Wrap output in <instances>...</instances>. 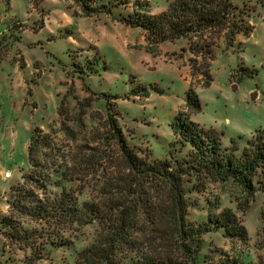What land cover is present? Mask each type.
I'll use <instances>...</instances> for the list:
<instances>
[{
    "label": "rangeland",
    "instance_id": "1",
    "mask_svg": "<svg viewBox=\"0 0 264 264\" xmlns=\"http://www.w3.org/2000/svg\"><path fill=\"white\" fill-rule=\"evenodd\" d=\"M148 1L153 13L164 6V0ZM233 1L245 11L244 18L252 26L249 35L236 34L231 45L220 35L207 39L208 45L192 37L151 47L142 29L104 13L77 15L75 7L64 0H0V264H22L29 255L28 247L20 248L5 236L9 228L2 219L14 199L11 187L21 184L23 175L35 169L27 161L33 127L49 133L59 146L65 133L60 120L65 113L75 115L84 108L86 131L100 128L98 117H106L107 107L100 92L119 95L109 102L119 112L116 119L124 136L135 149L150 152L151 158L167 155L168 142L174 139L168 123L181 112L221 132L223 145H229L231 137L237 139L239 149L255 129L264 132V7L258 0ZM128 11L118 6L113 14ZM240 66L247 67L252 77L238 81ZM207 78L211 81L205 87ZM137 83L147 86L148 97L130 94ZM188 88L200 99L199 112L192 113L185 106ZM60 104L61 115L57 113ZM66 124L81 136L76 124L68 120ZM54 152L58 154L57 149L50 153L43 147L37 154L40 164L50 165ZM7 171L9 177L4 175ZM193 183L191 179L184 184L187 221L202 223L209 213L230 207L247 231V239L238 241L212 226L201 235L195 264H208L222 253L264 264V188L241 211L236 204L246 201L245 194L233 183L206 181L198 189ZM20 220L21 229L30 234L28 239L35 238L44 247L45 256L39 261L44 264H74L76 252L92 243L99 230L95 222L80 228L72 224L65 231L66 243L57 244L55 232L50 235L55 243L47 238L52 227L28 216ZM129 262L125 259L120 264Z\"/></svg>",
    "mask_w": 264,
    "mask_h": 264
},
{
    "label": "trees",
    "instance_id": "2",
    "mask_svg": "<svg viewBox=\"0 0 264 264\" xmlns=\"http://www.w3.org/2000/svg\"><path fill=\"white\" fill-rule=\"evenodd\" d=\"M64 1L75 7L73 12L77 15L104 13L112 20L142 29L144 40L151 47L163 41L192 37L208 45L207 39L220 35L226 45H231L236 34L247 36L252 30L244 18V9L233 0H167L166 6L155 13L151 12L148 0ZM258 2L264 7V0ZM118 6L129 11L115 16L113 9ZM238 71V81L252 77L247 67L240 66ZM210 81L207 78L203 86L208 87ZM152 88L163 93L156 85ZM149 93L141 83L130 88L133 96L146 98ZM99 94L107 101L106 117H98L102 121L100 128L86 131L82 119L86 111L82 108L75 115L65 113L64 120H60L65 133L59 146L40 127L32 129L27 161L35 169L23 175L21 184L11 187L14 199L9 214L2 219L9 228L5 236L16 246L29 248L22 264H44L39 261L45 253L44 247L36 244L35 238L30 241V234L21 229V216L52 227L47 238L55 243L50 240L55 232L57 244L66 243L65 231L72 224L80 228L95 222L99 228L97 237L76 252L74 264H120L125 259L129 264H195L201 235L212 226L222 228L231 240L247 239L246 228L230 207L209 213L208 220L202 223L187 221L184 184L193 179L192 186L198 189L206 181L231 182L245 194L246 201L236 204L244 211L255 192L264 188L261 129H255L239 149L237 139L231 137L229 145H223L221 132L199 125L189 114L177 113L168 123L174 139L168 142L167 155L151 158L150 152L135 149L124 136L116 119L119 112L109 102L119 95ZM78 104L84 105L82 101ZM185 106L192 113L201 110L199 97L190 88ZM62 112L60 104L57 113ZM67 120L79 127L81 136L73 132ZM43 147L50 153L57 149L50 165L40 164L37 154ZM184 148L187 149L183 154L177 155ZM51 185L59 186V191L50 188ZM81 195L85 199L80 201ZM208 264L253 263L244 262L238 255L222 253L217 259L212 257Z\"/></svg>",
    "mask_w": 264,
    "mask_h": 264
},
{
    "label": "crops",
    "instance_id": "3",
    "mask_svg": "<svg viewBox=\"0 0 264 264\" xmlns=\"http://www.w3.org/2000/svg\"><path fill=\"white\" fill-rule=\"evenodd\" d=\"M150 1H152V0H150ZM166 3H167V0H164V6H163V8L166 6ZM162 8V9H163ZM181 39V38H180ZM176 40H178V39H176ZM164 42H171V41H163L162 43H164ZM130 86V85H129ZM188 90V89H187ZM186 93H187V91H186ZM186 93H184V102H185V99H186ZM200 100V99H199ZM190 117V116H189ZM192 120H194L195 122H197L199 125H201L197 120H195V118H193V117H190ZM201 126H204V125H201ZM205 127V126H204Z\"/></svg>",
    "mask_w": 264,
    "mask_h": 264
},
{
    "label": "built area",
    "instance_id": "4",
    "mask_svg": "<svg viewBox=\"0 0 264 264\" xmlns=\"http://www.w3.org/2000/svg\"><path fill=\"white\" fill-rule=\"evenodd\" d=\"M4 175L5 177H9L10 173L7 171Z\"/></svg>",
    "mask_w": 264,
    "mask_h": 264
}]
</instances>
